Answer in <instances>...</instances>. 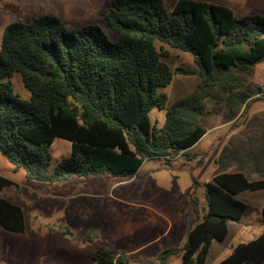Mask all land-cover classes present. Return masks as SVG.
Listing matches in <instances>:
<instances>
[{
  "label": "trees",
  "instance_id": "16d2710c",
  "mask_svg": "<svg viewBox=\"0 0 264 264\" xmlns=\"http://www.w3.org/2000/svg\"><path fill=\"white\" fill-rule=\"evenodd\" d=\"M104 21L115 41L97 25L68 28L54 15L14 22L2 31L0 156L28 182L54 185L96 175L126 179L145 161H164L173 170L171 158L182 153L192 160L186 151L205 134L201 116L208 88L226 95L230 114L246 98L264 99V83L244 85L240 77L264 61V14L238 17L226 6L201 0H177L170 12L164 0H113ZM163 46L190 54L199 78L191 95L169 107L163 89L175 74L194 73L171 69ZM14 75L29 99L14 92ZM153 108L165 111L162 125L151 123ZM55 139L69 142L70 154L49 173ZM12 185L0 176V192ZM204 188V213L196 214L184 245L162 250L149 264H169L176 255L180 264H205L213 241H224L229 223H239L247 210L236 196L264 190V172L255 179L219 172ZM260 214L261 233L233 247L218 264H264V208ZM0 227L16 234L25 230L22 208L3 197ZM91 260L135 264L108 251L93 252Z\"/></svg>",
  "mask_w": 264,
  "mask_h": 264
},
{
  "label": "rangeland",
  "instance_id": "374dc122",
  "mask_svg": "<svg viewBox=\"0 0 264 264\" xmlns=\"http://www.w3.org/2000/svg\"><path fill=\"white\" fill-rule=\"evenodd\" d=\"M112 1L0 0V41L2 31L7 25L14 22H30L32 19L43 15L59 17L68 28L97 25L110 41H115L117 39L116 33L111 31L104 21V15L111 8ZM176 1L164 0L166 10L170 12ZM201 1L226 6L232 9L238 17L254 13L264 14V0ZM156 47L159 48L160 44H157ZM162 48L168 47L163 46ZM168 49L171 52L189 56L188 53ZM163 60L171 68L178 64V67L191 71L196 66L190 60L176 61L173 57L168 56ZM240 77L244 85L262 86L264 83V61L253 65L250 73L241 74ZM181 78V75L175 74L172 83L164 88L163 92L171 97L173 86ZM10 81L14 92L20 99H29L30 94L24 88L18 75H14ZM239 92L243 93V91ZM222 95L224 100L226 95L223 93ZM213 110L221 118L226 115V119L233 117L236 119L228 127L210 135L207 143H212L213 139L218 136L223 143L227 144L232 135L239 132L245 139L241 141L242 143L252 141L253 138L257 137L258 150H264V99L261 94L246 98L244 104L231 116L227 115L228 111L222 106L215 105ZM162 112L156 108L151 110L150 120L152 124L155 123V119L158 123L161 121ZM204 144L205 142L190 152H186L189 156L194 157L192 160H187V157L183 155H175L172 157L174 159L171 158V161L175 160L174 162H176V165L172 164L173 167L177 168L181 163H185L183 169L170 170L165 167L155 169L154 164L156 163L152 161L143 163L139 169V173L143 174L148 170L149 174L141 181H135L134 184L146 188L155 187V190L162 193L155 199H149L148 196L147 200L152 205L167 210L172 224L159 241L141 252L140 257L144 256L146 259L154 261L162 250L181 248L184 245L187 240V232L194 223L196 214L201 218L204 213L206 203L204 183L211 179L213 172L222 169L221 172H241L249 179L257 177V172L251 170L249 164L238 162V160L224 164L217 163L212 159L214 154L208 151L206 144ZM50 154L49 173L53 171L58 162L69 156L70 143L62 139H55L50 147ZM200 160L202 163L198 164ZM156 166H162V163H158ZM191 174L197 183L196 186ZM0 176L11 180L13 183L11 187L0 192V197L19 205L25 218V230L22 234L1 231L0 255L4 261L1 264H93L91 260L93 252L109 251L116 254L123 251L131 253V249L147 243L155 235H160L165 228L164 226L162 229L163 224H160L143 236L135 233V238L130 241L131 247H127L124 243V240L130 238L129 236L126 239L125 235H121L124 238L118 243L112 246L107 245L108 235L116 232L118 225L123 228L125 219L121 218L123 210H120L121 206L113 199L106 197L111 194V190H106L105 184L99 185L98 183H101V179L104 178L114 182L113 186H115L123 180L131 181L132 177L115 179L106 175H97L90 177L91 182H88V179L72 177L54 185L28 182L23 171L14 172L12 166L1 156ZM113 186L110 188L112 189ZM135 187L137 186L133 188ZM123 189L120 188V191ZM82 190L90 191L92 194L82 196L79 193ZM175 190L177 192L174 198L168 197L169 194L175 193ZM116 194L119 193L114 192V195ZM147 194L150 192L148 191ZM75 195L78 196L74 198ZM236 199L245 203L247 210L239 223H229V233L224 241H213L205 264L219 263L230 253L233 247L256 238L262 230L260 210L262 207L264 208V191L241 193L236 196ZM124 212L127 213L126 210ZM134 220L136 218H131V221L136 223ZM132 227L126 231L131 230ZM120 232H123V229ZM91 233L94 234L91 236ZM89 238L91 243H89ZM111 239L112 237H110ZM130 259L132 260L131 257ZM180 260V255L173 256L170 258L169 264H180Z\"/></svg>",
  "mask_w": 264,
  "mask_h": 264
},
{
  "label": "crops",
  "instance_id": "0c3cea01",
  "mask_svg": "<svg viewBox=\"0 0 264 264\" xmlns=\"http://www.w3.org/2000/svg\"><path fill=\"white\" fill-rule=\"evenodd\" d=\"M165 50L168 52V57H171V58L173 57L176 61L190 60L195 66L193 58L190 54H189V56H184L185 54L171 52V50H169L168 48H165ZM178 66H179L178 64L175 65L176 68ZM175 67H173V68L170 67V68L175 69ZM197 71H198V68H197V66H195L194 68L191 69V72L194 73L193 75H181V74H179L182 76V78L180 80H178L176 82V84L173 86V88L171 90V97L167 96L166 107H169L170 105H172V103H174L176 100H178L182 97L189 96L194 92L197 84L199 83V78L195 74V73H197ZM171 83H172V81H171ZM206 95H207V97L205 99V112L201 116V123L205 127V134L201 137V139L195 145H193L186 152H190L191 150L198 147L201 143L205 142V144L208 148V151H211L212 154H214L212 159L214 161H216L217 163L224 164V163H230V162L238 160V162H243L245 164H249V166L251 167V170H253L254 172H257V174L264 172V150H258L257 137L255 139L253 138L252 141L249 140V141H245L246 143H242L241 141L245 140V139L241 136V134H239V132H236L235 134L232 135V137L230 138V142H228L227 144L223 143V141H221L220 137H218V136L215 138L213 137L214 139L211 138V139H213L212 143L206 142L210 135H212L216 131H219V130L224 129L225 127H228L236 119V117L226 119V117H225L226 115L221 118L213 110L215 105L216 106L219 105V106L224 107V105L222 103L224 96L222 95V93L220 91H218L215 87H210L207 89ZM206 100H207V102H206ZM224 109H225V107H224ZM161 115H162V119L159 123L155 119V123H157L158 125L163 124L164 119H165V111H163ZM227 115L231 116L230 113H228ZM214 150H215V152H214ZM245 150H247V152H244ZM177 155H182V153H179ZM172 159H174V158H172ZM174 161L175 160L171 161L170 166H172V164L176 165V162H174ZM145 162H151V161H145ZM152 162L156 163V164H154L155 169L156 168L161 169L163 167L169 169V167L164 163V161H152ZM158 163H162V166H156V165H158ZM173 168L178 169V167L177 168L173 167ZM221 170L222 169H218L217 171H215V173L213 172L212 177L216 173L221 172ZM148 174H149L148 170L143 174L139 173V170H138L136 175L131 176L132 177L131 181L127 180L128 182H126V180L125 181L123 180L120 183L118 182L119 184L115 185V186H113L114 182L109 181V180L104 179V178L101 179V183H98L99 185L105 184L106 188H107L106 190H108V189L111 190L112 195L110 194V195H107L106 197H108V199H113V201H115L117 204H119L121 206L120 207L121 209L119 208L120 210L123 209L122 213H121V218L125 219L124 223H123V226H124L123 228L118 225L117 231L116 232L114 231L113 233H111L110 236L108 235V237H107V241H108L107 245L108 246H112L113 244L118 243L119 240L124 238V236H121V235H125L126 239L129 236H130V238L127 240H124V243L126 244L127 247H131L130 241H133V238H135V236H136L135 233L141 234V236H143L144 234H147V232H149V230L155 229L156 227L160 226V224H163L162 229L165 226L164 231L160 235H155L151 240L147 241V243H143L141 246H138L134 249H131L130 250L131 253H125L123 251H119L116 254L111 253L113 255H118V254L123 253V254L127 255L129 259L131 257L132 260L130 259V261L132 263H135V264H149V262H151L149 259H146L144 256L140 257L141 252L144 249H146V247H148L151 244H154L157 241H159V239H161V236L164 235L167 232L168 228H170V226L172 225L171 224V217L169 216L170 215L169 212L167 210L162 209L161 207L152 205L147 200L148 196H149V199H155V198L159 197L162 193L159 192L158 190H155L156 189L155 187H154L155 189L153 187L146 188L144 186H138V185L134 184L135 181H137V180L141 181ZM212 177H211V179H212ZM91 178L90 177L87 178L88 179L87 181L91 182V180H90ZM255 178H257V177H255ZM211 179L208 181H211ZM63 184L65 185V183H63ZM112 186H113V188L111 189L110 187H112ZM134 186H137V187L133 188ZM120 188H124L123 191H120ZM157 188L159 189V187H157ZM148 191L150 192V194H147ZM262 191H264V190H262ZM114 192H116V193L118 192L119 194L114 195ZM121 192H123V193H121ZM176 192H177V190H175V193L169 194L168 197L170 196L171 198H174ZM79 193L82 196H90V194H92V192H90V191H83V190L80 191ZM135 194H137V195H135ZM77 196L78 195H75L73 197L76 198ZM68 197L73 198L71 196H68ZM124 210H126L127 213H125ZM260 213H261V210H260ZM260 217H261V214H260ZM131 218H136V220H134V221H136V223L131 221ZM131 226H133L132 229L126 231V229L130 228ZM121 229H123V232H120ZM2 230H4V229L0 227V233ZM68 231H70V230L68 229ZM228 233H229V228H228ZM71 234H72V232H71ZM93 234L94 233H91V236ZM227 236H228V234H227ZM110 237H112L111 240H110ZM90 240L91 239L89 238V243H91ZM211 246H212V244H211ZM210 249H211V247H210ZM2 259H3V257L0 255V264H1V262L2 263L4 262Z\"/></svg>",
  "mask_w": 264,
  "mask_h": 264
}]
</instances>
